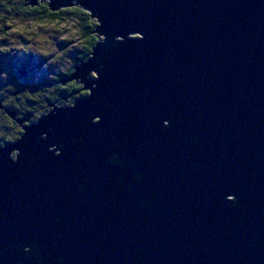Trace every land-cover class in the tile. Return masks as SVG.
Returning <instances> with one entry per match:
<instances>
[{"label": "water", "instance_id": "water-1", "mask_svg": "<svg viewBox=\"0 0 264 264\" xmlns=\"http://www.w3.org/2000/svg\"><path fill=\"white\" fill-rule=\"evenodd\" d=\"M39 2L97 42L0 146V264H264V0Z\"/></svg>", "mask_w": 264, "mask_h": 264}, {"label": "trees", "instance_id": "trees-1", "mask_svg": "<svg viewBox=\"0 0 264 264\" xmlns=\"http://www.w3.org/2000/svg\"><path fill=\"white\" fill-rule=\"evenodd\" d=\"M30 1L31 0H20V1L10 0V2H12L15 5L14 8L11 10L13 20L15 22L22 23L23 20L29 18L30 26L25 27L24 29L21 30L20 29L12 30L11 28H9L8 30L10 35L8 33H5V38H6L5 40L12 41L13 38L15 39L14 35L19 34L21 35V37H28L29 43L32 44L38 43L41 45L42 44L45 45L50 43L49 38L51 34H53V36L56 35V37L57 36L65 37L62 39L65 41L66 39H68V36H66V32L69 30L76 29L79 30L78 32H80V36L86 38V43L84 45L85 53H88V55L91 53L95 43L97 42L96 36L92 34L96 28V21L92 20L88 13H86L77 6H73L69 8H61L57 11H51L48 2H39L38 5L31 6ZM3 25L4 24H1L2 26L1 28L3 30L2 32H5L6 28H4ZM27 55L29 59H33L36 57V55H34L33 52H28ZM43 57L45 56L42 55V57L39 58L44 60ZM73 72L74 70L72 71V73ZM40 78L38 79L37 82L33 80V83L39 84L43 80L47 79L44 76ZM60 87L61 86H58V88ZM65 87L67 88V86ZM70 87L71 89L69 90V92H71V90H76L79 93L80 89L76 88L74 84H71ZM8 95L0 93V99H2V104H3L2 115L0 116V123L7 126V129L0 128L1 130L0 136L2 138L5 137L7 139H15V137L20 138L22 133L15 125L14 122L15 120L12 121L11 118L5 114L6 107L8 108V110L15 111L18 113V116H16L17 119L24 117V115H26L27 112L28 113L32 112V114H34L35 119H38L41 116V114H43L46 111V110L44 111L45 108L44 105L47 104L48 106L49 101H52L54 98V97L52 98L50 95L49 96L43 95V97L41 98L40 96L32 97V95L28 93H22V95H17L15 97H9ZM79 95L80 97L86 95V92L79 93ZM32 99H36L38 103L40 102L41 99L44 100L48 99L49 101L46 100L44 101V103H41L39 104V106H36L35 108H37L40 111V113H36L35 110L33 109L34 107L29 106ZM3 118L4 120L7 119L6 124L2 121Z\"/></svg>", "mask_w": 264, "mask_h": 264}, {"label": "rangeland", "instance_id": "rangeland-1", "mask_svg": "<svg viewBox=\"0 0 264 264\" xmlns=\"http://www.w3.org/2000/svg\"><path fill=\"white\" fill-rule=\"evenodd\" d=\"M14 6L15 5L12 2H10V0H0V32L3 31L1 28L2 27L1 24H4L3 27L6 28L5 33H8L9 35H10L8 30L9 28H11L12 30L15 29L21 30L24 29L25 27L30 26L29 18L23 20L22 23L15 22L13 20L11 10L14 8ZM78 31L79 30L76 29L67 31L66 36H68V39H66L65 41L62 40L65 37H60V36L56 37V35L53 36V34H51L49 38L50 43L45 45L43 44L41 45L38 43L35 44L29 43L28 37H21V35L19 34L14 35L15 39L11 37L13 38L12 41L11 40L4 41V39H2L1 36L5 37V33H0V66L2 64L4 68V74H7L4 81L6 82L8 77L14 74L16 70L14 64L16 63L15 61H17L21 57L22 58L28 57L27 55L28 52H33V54L36 55V57L34 58L35 60H37V58L39 57H42V55L45 56L43 57L44 59H46L45 62L44 63L41 62L42 67H39V69L36 72L38 73L39 76L45 75L44 72L45 69H50L49 73H46L50 77H53L54 73L57 74V73L66 72L68 74L72 62L78 65L79 63L87 61L90 57L89 54L88 56H86L87 57L86 60L79 62V59L84 57L83 56L85 53L84 45L86 43V38L80 36V32ZM1 53L3 55H1ZM90 77L91 79L94 78L93 73L90 74ZM71 84L76 85V88L80 89V82H75V81H68V83L66 84L67 88L65 89L66 90L70 89ZM49 87L50 86H48V88ZM57 89H58V85L51 87V91L54 96V100H52V102L66 97V96H62V97L57 96L55 94ZM6 90L7 88H0V92H4ZM73 94L76 93H70L68 96ZM32 100H36V99H32ZM33 109L37 113V108H33ZM1 115H2V110H0V116Z\"/></svg>", "mask_w": 264, "mask_h": 264}, {"label": "flooded vegetation", "instance_id": "flooded-vegetation-1", "mask_svg": "<svg viewBox=\"0 0 264 264\" xmlns=\"http://www.w3.org/2000/svg\"><path fill=\"white\" fill-rule=\"evenodd\" d=\"M2 33H5V32H2ZM3 37L4 36H1V38L4 39V41H5L6 38L5 37L3 38ZM1 55H3V54L1 53ZM86 56H88V53H85L84 57L79 59V62L86 60L87 59ZM1 58H2V56H1ZM45 60L46 59L43 60L41 58H37V60H35L34 58L29 59V57L19 58L17 61H15L16 63H14L15 69H16L14 74L10 75L6 82L4 80H5V77L7 74H4V68L1 64V66H0V88H7V90L4 92H0V93L7 94V95L9 94L8 95L9 97H15L17 95H22V93H28V94H31L32 97L40 96V98H41V97H43V95H48V96L50 95L53 98L54 96L51 93V87L56 86V85L61 86L60 88H58L56 90V93H55L59 97H62V96L70 97V96H67L68 93L69 94L70 93H78L76 90H71V92H69L71 87H70V89H67V90L64 89V88H66L65 86L69 81V75L66 72L57 73V74L54 73V76L50 77V76H48V74H46V73H49L50 69H45L44 70L45 75H42V76L46 77L47 79L43 80L39 84L33 83V80L37 82L38 79L40 77H42V76H39L38 73H36V72L39 69V67H42L41 62L44 63ZM74 67L75 66L72 67L69 74H72ZM34 74H35V77H34ZM29 77H32V78H29ZM12 82H13V84H12ZM48 86H50V87L48 88ZM85 92L87 95V91H85ZM83 96H85V95H83ZM1 100L2 99H0V110H2L1 108H3V104H2ZM46 100L49 101L48 99H45V100L41 99L40 102L38 103L36 100H32L31 103L29 104V106H33L35 108L36 106H39V104L44 103V101H46ZM53 100H54V98H53ZM50 103H52V101H49V103H48L49 106H50ZM51 105H53V104H51ZM58 106H61V105H57V107ZM65 106H67V105H65ZM49 113L44 112L43 114H41V116L39 118H41L42 116H45ZM5 114L7 116H9L12 121L15 120L14 121L15 125L21 131V133H23V130L21 128L22 126H25V127L29 126L31 124L36 123L39 120V118L35 119L34 114H32V112H29V113L27 112V114L24 115V117L17 119L16 116H18V113L15 111L8 110L7 107L5 108ZM26 117H29V121L23 122L22 124H20L19 120L26 118ZM6 120H4V118L2 119V121L5 124H6ZM0 128L7 129V126L0 123ZM20 138L15 137V139H7L5 137L2 138L0 136V146L1 147H5L8 145L14 146V144H15V148L16 147L18 148V146L16 144L19 143Z\"/></svg>", "mask_w": 264, "mask_h": 264}, {"label": "clouds", "instance_id": "clouds-1", "mask_svg": "<svg viewBox=\"0 0 264 264\" xmlns=\"http://www.w3.org/2000/svg\"><path fill=\"white\" fill-rule=\"evenodd\" d=\"M165 123L164 120L161 121V126ZM164 128L163 126L161 127V131H163ZM11 162L15 163L16 162V153L15 152H12L11 153ZM117 182H119V179L117 180ZM80 187V185L78 186ZM102 187V186H101ZM128 191L130 192V188L128 189ZM232 195H228V199L232 200V204L235 205L236 203V199H232ZM13 247H15V245H13ZM35 248H36V245L33 244L32 246H28V245H25L23 246V248L21 249V252L22 254H28V255H31L33 257H35V259L37 260L38 264H40V261H41V257L37 254V252L35 251ZM0 251H3L2 248H0ZM53 264H62V257H57L55 258Z\"/></svg>", "mask_w": 264, "mask_h": 264}]
</instances>
